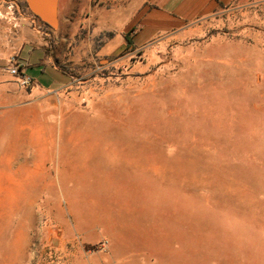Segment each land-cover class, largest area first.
<instances>
[{"label":"rangeland","instance_id":"obj_1","mask_svg":"<svg viewBox=\"0 0 264 264\" xmlns=\"http://www.w3.org/2000/svg\"><path fill=\"white\" fill-rule=\"evenodd\" d=\"M141 5L73 0L55 113L0 109V264H264V0L137 45Z\"/></svg>","mask_w":264,"mask_h":264},{"label":"crops","instance_id":"obj_2","mask_svg":"<svg viewBox=\"0 0 264 264\" xmlns=\"http://www.w3.org/2000/svg\"><path fill=\"white\" fill-rule=\"evenodd\" d=\"M15 1L19 3L22 15L16 22L0 19L1 112L7 114L35 111L53 114L56 108L55 92L70 82L55 88L57 82L54 81L51 86L53 88L49 89L31 74V68L37 67L41 71L39 77H56V72L58 75H67L57 64L53 65L51 62L53 54L49 51V28L38 20L34 10L46 16H58L63 10L66 15L72 11L73 0H64L63 3L62 0H57L56 3L54 0ZM239 1L241 0H141L142 5L134 16L140 21V28L135 33V44L143 45L159 33L185 29L232 8ZM84 2L91 7L92 0ZM110 49L111 43L102 48L101 54H108ZM28 50L30 51L26 55ZM13 56H17L19 62L25 65L27 75L34 81L28 89L23 88L19 79L8 71L9 59ZM56 79L60 80L58 77ZM2 160L8 162L12 159L6 154Z\"/></svg>","mask_w":264,"mask_h":264},{"label":"built area","instance_id":"obj_3","mask_svg":"<svg viewBox=\"0 0 264 264\" xmlns=\"http://www.w3.org/2000/svg\"><path fill=\"white\" fill-rule=\"evenodd\" d=\"M16 2L13 0H0V19L16 20L18 12L16 10ZM8 71L11 75L17 77L23 88H30L34 81L27 75L26 67L19 62L17 56H13L9 59Z\"/></svg>","mask_w":264,"mask_h":264},{"label":"water","instance_id":"obj_4","mask_svg":"<svg viewBox=\"0 0 264 264\" xmlns=\"http://www.w3.org/2000/svg\"><path fill=\"white\" fill-rule=\"evenodd\" d=\"M55 3L57 2V0H54ZM36 15H38V20L43 23L45 26L49 27V28H56L58 25V19L57 16L55 14H52L50 16H46V15H42L41 12L34 10ZM120 50H118L115 54H117Z\"/></svg>","mask_w":264,"mask_h":264},{"label":"flooded vegetation","instance_id":"obj_5","mask_svg":"<svg viewBox=\"0 0 264 264\" xmlns=\"http://www.w3.org/2000/svg\"><path fill=\"white\" fill-rule=\"evenodd\" d=\"M16 5H17V8H19V3L18 2H16Z\"/></svg>","mask_w":264,"mask_h":264},{"label":"trees","instance_id":"obj_6","mask_svg":"<svg viewBox=\"0 0 264 264\" xmlns=\"http://www.w3.org/2000/svg\"><path fill=\"white\" fill-rule=\"evenodd\" d=\"M133 31H135V29H133ZM128 40V39H127ZM129 42L131 43V41L129 40Z\"/></svg>","mask_w":264,"mask_h":264}]
</instances>
